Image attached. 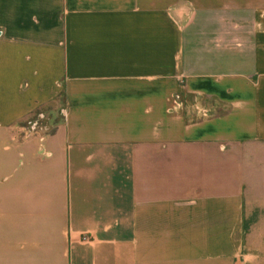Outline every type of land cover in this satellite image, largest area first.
I'll return each instance as SVG.
<instances>
[{"label": "crops", "instance_id": "crops-1", "mask_svg": "<svg viewBox=\"0 0 264 264\" xmlns=\"http://www.w3.org/2000/svg\"><path fill=\"white\" fill-rule=\"evenodd\" d=\"M0 264H264V0H0Z\"/></svg>", "mask_w": 264, "mask_h": 264}, {"label": "rangeland", "instance_id": "rangeland-1", "mask_svg": "<svg viewBox=\"0 0 264 264\" xmlns=\"http://www.w3.org/2000/svg\"><path fill=\"white\" fill-rule=\"evenodd\" d=\"M226 1L227 0H220L221 4L223 2H226ZM232 1L235 3V5L237 6V8L238 7H242V5H245L246 4V5H250L253 9H255L258 6H260V2H261V0H232ZM237 18H238V15H237ZM39 124H44V122L43 121H39Z\"/></svg>", "mask_w": 264, "mask_h": 264}, {"label": "trees", "instance_id": "trees-1", "mask_svg": "<svg viewBox=\"0 0 264 264\" xmlns=\"http://www.w3.org/2000/svg\"><path fill=\"white\" fill-rule=\"evenodd\" d=\"M63 113V109L61 110V114ZM63 116V115H62Z\"/></svg>", "mask_w": 264, "mask_h": 264}]
</instances>
